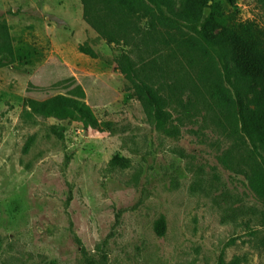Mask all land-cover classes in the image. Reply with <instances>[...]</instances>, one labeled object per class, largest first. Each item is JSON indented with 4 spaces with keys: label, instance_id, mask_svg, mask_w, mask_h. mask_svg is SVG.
I'll return each mask as SVG.
<instances>
[{
    "label": "rangeland",
    "instance_id": "374dc122",
    "mask_svg": "<svg viewBox=\"0 0 264 264\" xmlns=\"http://www.w3.org/2000/svg\"><path fill=\"white\" fill-rule=\"evenodd\" d=\"M218 1L264 30L257 0ZM122 17L109 44L81 0H0V46L16 54L0 67V264H264L253 147L201 80L220 66L179 48L181 31ZM127 59L166 100L176 135L149 118L120 69ZM58 95L82 98L111 130L25 105Z\"/></svg>",
    "mask_w": 264,
    "mask_h": 264
},
{
    "label": "trees",
    "instance_id": "16d2710c",
    "mask_svg": "<svg viewBox=\"0 0 264 264\" xmlns=\"http://www.w3.org/2000/svg\"><path fill=\"white\" fill-rule=\"evenodd\" d=\"M182 1L184 7L177 11L176 0H81L84 19L109 44L118 41L112 30L115 14H121L122 18L149 17L151 29L162 27L181 31L179 48L189 56L192 54V58L198 57L215 68L220 66L219 77L212 80L204 76L199 78L205 83L210 100L232 114L237 133L252 145L245 160L249 186L264 202V30L253 22L238 20L235 12L226 14L218 0ZM257 2L264 9V0ZM230 3L234 5L235 0ZM206 10L209 11L207 16ZM165 12L173 18L167 17ZM79 51L91 58L98 57L88 46H80ZM5 54L7 56H2ZM7 58L14 61L16 54L10 44H3L0 46V67L5 65ZM120 69L157 128L168 136L176 135L178 132L167 127L170 114L166 110V100L141 79L129 59L120 65ZM25 105L32 114L43 118L74 120L86 126L111 130L110 124L100 123L80 97L58 95L44 101L27 99ZM256 233L253 231L252 235ZM231 264H240V260Z\"/></svg>",
    "mask_w": 264,
    "mask_h": 264
}]
</instances>
